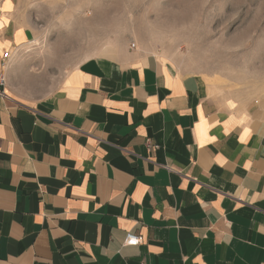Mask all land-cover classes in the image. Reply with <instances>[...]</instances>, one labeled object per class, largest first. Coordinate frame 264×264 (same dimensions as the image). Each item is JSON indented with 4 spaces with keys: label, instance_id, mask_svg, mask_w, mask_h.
I'll return each instance as SVG.
<instances>
[{
    "label": "crops",
    "instance_id": "0c3cea01",
    "mask_svg": "<svg viewBox=\"0 0 264 264\" xmlns=\"http://www.w3.org/2000/svg\"><path fill=\"white\" fill-rule=\"evenodd\" d=\"M23 7L0 0V264H264V102L141 44L22 99Z\"/></svg>",
    "mask_w": 264,
    "mask_h": 264
},
{
    "label": "rangeland",
    "instance_id": "374dc122",
    "mask_svg": "<svg viewBox=\"0 0 264 264\" xmlns=\"http://www.w3.org/2000/svg\"><path fill=\"white\" fill-rule=\"evenodd\" d=\"M22 3L35 39L19 52L8 87L22 99L52 94L67 72L89 58L141 44L184 73L264 102V0Z\"/></svg>",
    "mask_w": 264,
    "mask_h": 264
},
{
    "label": "built area",
    "instance_id": "2783aa9c",
    "mask_svg": "<svg viewBox=\"0 0 264 264\" xmlns=\"http://www.w3.org/2000/svg\"><path fill=\"white\" fill-rule=\"evenodd\" d=\"M135 47H136V45L132 44V48H135ZM3 59H4V61H6L8 63V61L11 59V53L10 52L4 53ZM4 68H5V65H4ZM6 85H7L6 73L3 70L0 74V86L6 87ZM146 145L149 149H151V148L157 149L158 148V146L153 145L150 140L146 141ZM142 241H143V238L141 236L129 233L126 237L125 245H140L142 243Z\"/></svg>",
    "mask_w": 264,
    "mask_h": 264
},
{
    "label": "bare ground",
    "instance_id": "6f19581e",
    "mask_svg": "<svg viewBox=\"0 0 264 264\" xmlns=\"http://www.w3.org/2000/svg\"><path fill=\"white\" fill-rule=\"evenodd\" d=\"M35 44H36V42H34ZM39 46V45H38ZM40 47H38V49H39Z\"/></svg>",
    "mask_w": 264,
    "mask_h": 264
}]
</instances>
